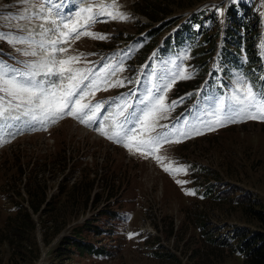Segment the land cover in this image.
Returning <instances> with one entry per match:
<instances>
[{
    "label": "rangeland",
    "instance_id": "1",
    "mask_svg": "<svg viewBox=\"0 0 264 264\" xmlns=\"http://www.w3.org/2000/svg\"><path fill=\"white\" fill-rule=\"evenodd\" d=\"M131 1L123 0L118 10L126 14L129 19L123 21L110 19L108 23L100 25L97 30L89 31L106 34V39L101 40L84 35L76 42L79 48L71 47L65 53H59L58 58L79 57V62L76 64L92 68L93 71L109 64L113 67L122 66L123 71H116L115 75L110 77L125 81V87H122L125 90L122 93L130 90L131 84L127 83L128 80L136 81L143 74L140 87L138 86L137 90L134 88L136 92L139 91L137 97L133 98L137 99L143 96L145 89L155 82L156 73L159 74L160 71L161 75L169 71L175 72L185 69V66L178 68L175 55H169L157 63L161 68L156 67L153 73H149L146 69L144 70V66H139L135 58H130L131 34L135 32L134 20L137 17L129 7ZM231 2L235 4L245 2L250 6L248 9L250 18L253 21L258 17V30L263 31L264 0H231ZM87 4L97 8L101 5H117L118 2L117 0H85V3H81V0H77L79 6L84 7ZM41 5H44L45 10L49 7L45 0H0V33L6 34L0 37V60L15 67H22L17 61L35 60L46 54V50L39 47V42L42 39L54 37L51 33L42 36L41 25L44 24L45 27L49 25L41 19L45 15V12L41 11ZM71 5H73L71 0H67L63 11ZM225 5L227 0H193L191 5L178 9L173 7V13L183 15L191 13L192 10L202 9L204 11L201 15L202 25L208 26L209 33L220 30L222 34L226 24L223 15ZM105 10L110 11L109 8ZM214 11L217 20L212 22L206 20L210 12ZM138 19L145 21L140 16ZM13 35L15 37L31 35L32 47L38 55L26 57L22 51H17L18 49L31 50V48L28 43H8L7 41L12 39ZM217 41V45L221 44V36ZM102 42L110 44L109 47L100 46ZM254 47L258 52L262 50L260 38L256 40ZM82 52H85L86 56H81ZM215 54L211 64L215 61ZM245 60L246 55L242 54L241 61ZM188 71L192 73V69H187ZM234 75L235 81L230 82L225 93L203 92L195 103H189L190 97H187L179 106L184 108L189 105V110L192 109L188 111L190 112L188 115H191L196 108L211 105L215 97L229 96L238 80L247 83V76L243 75V72H235ZM134 85L136 86L135 82ZM174 86L175 84L166 93L167 103L186 97V94L190 93L186 92L176 97L174 90L181 91V89ZM122 93L115 96L119 97ZM89 95V93L85 95L82 100ZM105 95L107 92L99 90L96 98L101 102L107 101ZM172 112L167 114L165 124H172L173 118L169 117ZM175 115L182 114L175 113ZM37 130L38 132L35 133ZM202 133L191 135L176 146H172V143H164L158 150L151 149L150 155L148 153L142 155L153 158L164 153H173L183 157L187 162H193L195 166L198 165L193 172L186 167L185 178L189 180V183L184 184L183 192L182 183L176 182L181 181V178L176 174L161 173L160 166H157L159 163L153 164L139 156L127 154L115 144L93 134L91 126L81 124L75 118L66 120L56 127L54 123L44 127L37 123L30 130L26 129L14 137L2 135L0 140V264H245L243 255L235 250L233 243L230 244L229 241L228 245H224L211 238L212 234H219V238H222L228 229L241 225L249 230H258V226L248 224L239 206L235 204H238L236 194L249 193L261 200L264 205V120L238 118L237 122H225L223 126H216L214 130L202 129ZM64 147L67 155H71L68 159V162L72 163L71 172L66 174L67 176L61 172L44 175L46 181L44 191L49 195L55 190L51 200L52 208L56 211L62 208L57 223L52 222V212L42 213L41 223L37 222V214L29 211L31 224L22 232L24 240L10 245L7 239L8 236H14L12 234L15 223L13 215L19 211L21 204L27 207V201H22L14 195L15 192L8 191L5 186L15 185L17 189L24 178L29 183L32 175L35 174L34 170H37L42 160L41 154H46L50 158ZM17 155L23 170L22 180L18 179L19 165L15 166ZM10 162L14 164L13 168L10 166L7 168ZM81 167L89 168L92 171L91 175L95 173L100 178L99 183L93 188L94 197L97 195L99 198L102 197L98 206L102 203L106 204L109 210L118 208L132 214L129 225L125 221H118V225L113 226L117 232L129 230L127 237L130 240L121 233L123 240L116 241L119 243L118 246L114 241L111 247L112 252L109 251L106 255H90L85 253L86 251L78 253L72 245L66 247L68 249L64 250V253L61 250L62 242L66 241L74 224L80 225L83 221L81 217L85 214V208L84 200L80 198L75 200L71 208L66 207L65 193H62L60 188L58 190L55 188L61 178L67 179L62 185L64 188L67 185L68 188L74 179L79 177ZM109 177L113 179L111 186L114 185L112 192L115 196L106 201L105 189L109 186L106 178ZM102 179L105 181L101 182ZM114 179L117 180L114 181ZM212 183L215 185V194L219 193V197L204 193L206 187ZM96 210H89V218L86 222L95 220L97 216L99 219L96 225L103 226L108 221V215L98 214L99 210L94 213ZM172 221L174 233H169L168 224ZM204 222H206L205 226H203ZM59 228H61L60 232L54 236L52 230L56 231ZM79 229H81V236L87 240L98 242V244L108 242L101 235L89 232L86 223H83ZM130 234H132L131 237ZM101 239L106 240L101 241ZM60 251L62 254H58ZM159 253L161 256L158 255Z\"/></svg>",
    "mask_w": 264,
    "mask_h": 264
},
{
    "label": "snow or ice",
    "instance_id": "2",
    "mask_svg": "<svg viewBox=\"0 0 264 264\" xmlns=\"http://www.w3.org/2000/svg\"><path fill=\"white\" fill-rule=\"evenodd\" d=\"M66 2L67 0H61L56 4L52 0H47L49 7L46 10L44 5H41V11L45 12L41 19L49 25L47 27L41 25L42 36L51 33L54 37L39 42V47L46 50L43 57L17 61L22 67H15L0 60V132L14 137L26 129L30 130L37 123L47 125L55 123L58 118L68 116L84 125L96 124L98 127L94 130L107 139L122 143L126 148L137 145V151L141 155L144 154L141 149H147L150 155L153 146L180 143L191 135L203 134L202 129L214 130L216 126H223L225 122H237L238 118L264 120V93L257 92L251 84L238 80L229 96L215 97L211 105L198 107L191 115L182 114L172 124H159V120L167 119V114L174 111L187 97L200 95V90H197L196 93H188L186 97L167 103L166 93L177 79L192 78V74L188 73L186 68L156 76L151 87L146 88L145 94L137 99H133L137 97L136 90L130 89L127 93L109 98L107 101L95 104L82 103V99L89 91L101 90V85L106 86L103 90L123 87L124 80H111L110 77L115 75L116 71L124 69L122 66L113 67L109 64L93 71L92 68L75 67L79 57L59 59L58 54L67 51L66 48L59 46L62 43L61 37L69 38L75 34L76 39L87 35L103 40L107 38L106 34L78 29L90 27L98 22L101 16L121 21L129 17L118 9L105 11L106 8L116 9L115 4L101 5L97 8L91 4L84 7L77 5V11L65 14L63 8ZM81 3H85V0H81ZM5 35L0 33V37ZM7 42L28 43L31 50L17 51H22L26 57L38 55L32 47L31 35L28 37L13 35ZM134 82L140 83L139 80L127 81L129 84ZM102 109H105L103 118L98 119L101 117ZM105 120H111L110 131L104 126ZM164 170L174 173L187 172L186 167H165ZM176 182L186 183L180 180Z\"/></svg>",
    "mask_w": 264,
    "mask_h": 264
},
{
    "label": "trees",
    "instance_id": "3",
    "mask_svg": "<svg viewBox=\"0 0 264 264\" xmlns=\"http://www.w3.org/2000/svg\"><path fill=\"white\" fill-rule=\"evenodd\" d=\"M195 1H201V0H195ZM193 4V0H134L131 4V9L134 13H137L141 16H143L147 21H142L139 19L135 20V32H140L146 28H149L148 36L150 37V42L148 45L156 42L159 33L165 28L169 27L171 23H174L177 18H170L171 20H166L165 22L161 23L158 26H154V24L160 20L168 18V16L173 15L175 13L174 9L188 6ZM174 7V9H173ZM243 7V6H242ZM245 9H250L248 6L245 7ZM249 11V10H248ZM246 15V16H244ZM256 16V15H255ZM198 14L194 15L192 18H189V23H193L197 20ZM227 27L225 29L226 33V43L222 47V57L223 62L227 63V70H225V74L227 77L230 74V67L237 68L240 66L238 62V55L240 54L241 43H245L244 50L246 51V54L248 55V65L246 68V72H250V78L255 83V87H260L261 83H263V79H256L258 78V73L261 74L262 69V63L259 57V53L257 52L256 48H254V43L257 40L258 34V26H257V20L258 17L255 18V20L252 21V19L249 16V13L247 11L242 12V10H236L235 6L232 5L228 8L227 11ZM199 20V19H198ZM186 28H189L191 30V25L185 24ZM202 31V26L199 27L198 33ZM217 32H214L216 34ZM205 39L208 40L211 35L207 33V30L204 31ZM214 38V37H213ZM245 41V42H244ZM110 44L108 43H100V46L107 48ZM215 47V39L212 40L211 46H208L206 49L202 50L204 53H207L206 55H209L214 50ZM148 48V47H147ZM146 48V49H147ZM145 49V50H146ZM171 44H170V38L166 39L164 42V46L161 50L162 53H169L172 52ZM203 60V59H202ZM202 64V63H200ZM249 69V70H248ZM183 89L193 87L194 84L192 82H184L181 84ZM264 92V89L261 90ZM42 160L37 166V170L35 169L34 176L32 175V178L30 180V184L28 183V180L24 178V181L21 183V186L19 185L17 189L15 188V185H7L8 191L14 193L17 197L21 198V200L27 201V207L20 205L21 208H19V211H17L13 215V219L15 221L14 227H13V233L14 236H8V243L10 245H15L21 241L24 240L22 237V232L25 231L26 227L30 226L31 220H30V212L37 214V222H41V214L46 213H53L52 222L53 224L57 223V220L59 218V213L61 212L62 208H59L57 211L52 208V195L49 197L45 190V179L44 175L48 173L56 174L58 172H61L63 175L68 174L71 172V165H68V159H70L71 155H67L66 148H61L59 152L53 154L52 157L48 158L47 155H42ZM46 158V159H45ZM9 163V162H8ZM19 165V174L18 179L22 180L21 176L23 175V170L21 168V163L18 159L15 162V166ZM14 167V164L10 162L9 165H7V168ZM5 170V169H4ZM33 170V169H32ZM63 170V171H62ZM79 177L75 178L74 181L70 184V186L67 188L63 187V181L67 180L66 178H61L57 182V188L61 189L62 193H65L66 199L64 203H66V207L71 208V206L75 203V200L82 199L84 200V211L88 208L89 205L96 206L98 205V202L102 201V197L99 198V195L97 197L95 193H93V188L97 183H99V179L97 175L94 173L91 175L92 171L89 170L87 167H81L79 168ZM62 175V177H63ZM67 176V175H66ZM65 176V177H66ZM111 177L106 178V181L108 182L109 186L105 189L106 197L113 196L112 183ZM117 179H114L116 181ZM105 180H101L103 182ZM62 185V186H61ZM116 185V184H115ZM4 187V188H5ZM45 192V193H43ZM44 194V195H43ZM8 198V197H6ZM11 198V196L9 197ZM238 204L244 218L246 219L248 224L252 223L256 226H258V230H249L246 227H236V229L231 230V240L232 243H234V248L238 250L240 254L243 255V260L245 264H264V205L257 197L252 196L251 194H239L237 198ZM65 207V206H64ZM105 213V212H103ZM33 224V222H32ZM206 222L203 223V226H205ZM43 227V226H42ZM86 227L88 229L94 230V232H99V229L97 227H92L90 225V222L86 223ZM62 228V227H61ZM61 228L58 230H52L53 235H57ZM75 226L72 227L73 230V236H70L66 241H63V248L61 250L68 249L69 245H75L78 249H82L83 247H87V250L93 251V248L91 245H84L80 242V236H81V229L75 230ZM174 222H170L168 224V232L174 233ZM53 236V237H54ZM52 237V238H53ZM51 238V239H52ZM213 241H218L217 236L211 238ZM48 243V242H47ZM222 244H225L223 241H221ZM60 249V248H59ZM58 249V250H59ZM58 254H62V251L58 252ZM158 255L161 256L159 253Z\"/></svg>",
    "mask_w": 264,
    "mask_h": 264
}]
</instances>
